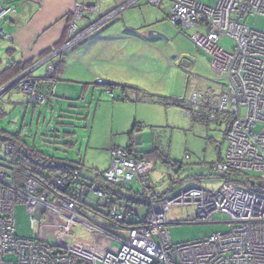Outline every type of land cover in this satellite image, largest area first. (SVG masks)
Segmentation results:
<instances>
[{
	"label": "built area",
	"instance_id": "obj_1",
	"mask_svg": "<svg viewBox=\"0 0 264 264\" xmlns=\"http://www.w3.org/2000/svg\"><path fill=\"white\" fill-rule=\"evenodd\" d=\"M164 1L148 0V3L161 7ZM169 1V20L174 25L183 29L196 26L208 29L206 54L211 60L213 77L223 86V91L219 96L195 92L190 108L194 114L205 109L210 121L217 120L219 115L230 120L226 156L213 167L215 173L227 177L224 185L213 192L193 188L171 199H156L152 184L140 171L138 149L112 148V164L103 175L105 183L125 189L137 181L143 191L150 193L147 217L138 225L124 227L125 238L124 228L113 226L130 219L131 211L122 212L120 203L114 204L109 212L111 226L106 228L90 221L76 201L62 192L73 187L79 172L45 182L28 170L0 163V264H264V194L257 191L264 186V32L247 24L251 18H264V0H209L210 5L197 0ZM85 12L99 13V6L77 5L68 25V42L44 61L48 79L56 74L57 57L92 31L91 28L79 32L78 24ZM17 15L16 7L0 3V25ZM225 38L233 41L231 51L220 47ZM7 40L10 37L0 28V41ZM13 86L29 95L30 104H48V97L37 90L36 80L30 75ZM5 87L0 90V99ZM53 93L54 90L50 96ZM5 149L11 155V145L6 144ZM250 173L261 175L258 182H253L254 188L246 183L250 181ZM82 192H91L99 200L112 198L99 184L88 185ZM19 204L25 206L32 227L47 215L56 216L68 222L63 236L72 227L82 225L96 235L99 244H66L61 240L53 249L35 239L19 237L16 230ZM176 207L194 208L191 219L197 223L211 224L217 215L225 214L229 217L230 230L205 240L175 245L168 230V216ZM114 242L121 245L118 254L111 252Z\"/></svg>",
	"mask_w": 264,
	"mask_h": 264
},
{
	"label": "rangeland",
	"instance_id": "obj_2",
	"mask_svg": "<svg viewBox=\"0 0 264 264\" xmlns=\"http://www.w3.org/2000/svg\"><path fill=\"white\" fill-rule=\"evenodd\" d=\"M109 1H102V10ZM201 2L210 4L208 0ZM166 3L158 7L142 0L134 9L118 16L103 32L106 38L100 59L92 67L106 74L101 81L112 83L111 87L93 84L87 97L83 95L85 84L77 83L76 78L82 77L83 71L78 68L89 62V50L78 45L68 53L67 56H72L68 60L70 69L55 83L57 95L46 106H31L29 97L17 88L4 93L0 109L5 115L1 113L0 129L11 134L20 133L28 144L55 158L58 163L68 162L80 168L82 178H94V170L103 172L110 168L109 149L115 137L117 143L124 139L129 141V135H117L129 128L133 130V125L138 123V134L144 135L141 152L148 155L140 164V171L151 173L155 194L164 199L189 188L211 192L220 189L225 180L212 168L219 154L224 155L227 151L226 124H222L224 119L220 115L216 122H205L202 120L205 109L194 114L190 108L195 92L219 96L223 91V86L210 70L211 60L206 54L207 29L205 31L201 26L183 29L174 25L169 20V4ZM84 16V21L79 22L80 27L89 19L92 24L98 17L94 12H87ZM247 24L264 32V18H251ZM130 29L138 30L143 36L148 32L144 36L147 42L127 40L125 36ZM233 46V41L228 38L220 44L226 51H231ZM46 72L47 65L39 71L43 76ZM70 79L73 81L69 84L63 82ZM59 84L62 86L58 87ZM123 86L127 88L125 94ZM153 147L157 151L152 152ZM161 155L169 157V163H177L176 171L168 168L158 157ZM186 156L191 159L187 160ZM10 158L1 144L0 163L7 165L1 160ZM9 170L13 174V169L9 167ZM260 177L255 173L248 175L250 182H258ZM131 187L132 196L141 191L136 181ZM257 189L264 194V186ZM122 191L129 195L128 191ZM68 193L79 199L82 196L79 186H73ZM105 203L92 193L86 201L96 210L102 209L100 206ZM131 208L138 210L142 218L149 212L146 206L131 204ZM194 213L192 207L171 209L168 230L175 245L205 240L230 230L229 217L225 214L217 215L215 223L209 224L192 221ZM67 227L65 219L50 215L32 227L25 206L19 204L16 207L19 237L35 239L53 249L61 240L66 244L93 242L91 231L82 225L74 226L72 233L63 236ZM122 237L127 235L122 234ZM120 247L119 242H114L111 252L118 254Z\"/></svg>",
	"mask_w": 264,
	"mask_h": 264
},
{
	"label": "crops",
	"instance_id": "obj_3",
	"mask_svg": "<svg viewBox=\"0 0 264 264\" xmlns=\"http://www.w3.org/2000/svg\"><path fill=\"white\" fill-rule=\"evenodd\" d=\"M102 1L103 0H0V3L3 4L5 7H16L17 12H18V15L16 17L8 21H5L0 25V28L4 31V33L10 37V40L0 41V84H1L0 90L4 88L5 86H8L10 83H13L14 81H16L19 77H21L25 73L23 72L17 77L16 76L10 77V73H7L6 71L10 67L15 65L16 63L19 64L20 66L18 69H23V67L31 66L30 68H28V71L32 70V73L30 75L31 78L42 80L46 77V75L43 76L42 74L39 73L40 69L44 67L45 65H47V63L44 62L45 59L47 58L45 55L46 53L53 52L59 49L60 47L66 45V43L68 42L67 29H68L69 22L72 20V16L75 12L77 5H83L87 7L99 6V13H94V14H97L98 17L95 18L92 24H91L90 19L88 22H85L81 27L78 24L79 32L89 30L99 21L106 19V18L113 17L114 15L115 16L107 24L95 30H92L90 34H88L82 41L68 48L64 53L61 54L62 56L60 55L61 59H58L57 57L58 61L61 60L60 65H59V70H58L59 72H58L57 81H60L59 77H61L62 75H66L65 73L66 70L70 69L71 63H69L68 60L72 56L71 55L67 56L68 53L71 52L72 50L74 51L78 47V45H82V46H86L85 48H88L89 50V62L88 64L83 63L81 69L78 68L79 71L82 70L83 72L81 74L82 77L78 76L76 78L77 83L85 84V87L83 89V95H86L87 97L88 93L92 91L91 86L93 84L95 86H104V87L105 86L110 87L111 85H113L112 83L107 82V81H104L103 84H100L99 81L101 80V77H104V76L107 77V76L106 74L104 75L98 72L97 69L92 67L93 64L95 65L96 61L100 59V55L103 49L102 44L106 38L103 32L106 31L109 28V26H111V24H113V22L118 18V16H120L123 12L127 10L134 9L139 4V2H141L142 0H110L106 4L105 8H103V10H102V7H103ZM165 1H167L166 4H169V7H168V10H169L168 16H169L170 9H171V2L169 0H165ZM165 1L163 2L164 4H165ZM197 1L204 4L203 2H201V0H197ZM208 2L211 4L209 0ZM210 4H205V5H210ZM162 6L163 4L161 5V7ZM84 19H85V16L83 15V19L81 22H83ZM203 28H205V31H206L207 28L206 27H203ZM137 31L138 30H135V29L128 30L127 32L128 34L127 36H125L127 40L147 42L144 36L147 35L148 32H145L144 33L145 35L143 36V35H140L141 33H138ZM207 33H208V29H207ZM79 52L80 50L76 51L75 53H79ZM71 81L73 80L71 79L66 80V81L64 80L63 82H65V84H69ZM36 85H37L36 86L37 90L41 92L43 91L44 89L43 87H45L46 84L43 82L37 83L36 81ZM60 86L62 85L59 84L58 87ZM13 88H17V87H13ZM17 89L20 90L19 88ZM52 89L54 91L56 90L55 87ZM10 90L11 89L5 91V93ZM54 94L55 92L53 93L51 97H53ZM26 95L29 97L28 94ZM56 95L57 94H55V96ZM17 105L19 106L21 105V103H17ZM30 105L34 106L32 104ZM2 113L4 114L5 112H2ZM35 113H36V110L34 109V114ZM203 116L208 117V115L205 113L203 114ZM217 120L212 121V122H216ZM224 120H227L228 122V124L225 121H223L222 123V124H226L225 126L226 130H225L224 136H225V141L227 143L226 133L230 126V123H229L230 120L229 119H224ZM136 124L138 123H135L133 125V130H130L129 128V130H124L120 132L119 135H117V136H123V137H125V135L126 136L129 135V141H126V139H124L123 141L117 143L116 142L117 137H115L113 141V145L109 149L110 156H111V149L114 147L121 148V149H134L135 148V149H138L139 154L142 157L141 163L144 161L145 156H148L146 153L141 152V148L143 146L142 140H143L144 135L138 134L139 132L138 128H135ZM153 150H157V149L153 147L152 151ZM225 156H226V153L224 155L219 154L218 161L216 162V164L221 163L223 159L225 158ZM162 157L163 158L161 159L163 161H166V164H167L169 162V157H165L164 155ZM186 159H187V156H186ZM58 164H61V163H58ZM111 164H112V156L110 160V167H111ZM216 164H214L213 167ZM167 165H168V168L170 169L169 164ZM109 169L103 172L94 170L96 174L94 178H82V176L80 175L81 182L86 183V185H92V184L101 185L103 183L107 185L100 176L103 173L107 172ZM142 173L146 176V179L151 183V173L150 172H142ZM219 176L224 179L223 176L221 175ZM138 184L140 185L139 182ZM80 189L82 188L80 187ZM189 189H193V188H189ZM126 191H128L129 195H126L122 191V194L124 195L125 200L123 201L120 200L118 202L122 206V209L120 211L122 212L126 211L128 210V206H130L129 210H131V212L133 213V216L130 219H128V222L131 225L133 224L138 225L142 223V221L147 217V215L145 218L144 217L142 218L141 213L138 210L136 211L132 210L131 204H134V205H138V204L126 201L128 200L127 198L131 200L132 198L135 197V196H132V194H130V192H132V188ZM90 193L91 192H85V193L82 192V196L78 200L84 206L81 209V211L85 214V216L90 221L94 223L97 222L98 224H101V225H106L108 223L105 217V215L108 213V210L105 207L106 203L100 206L102 207L103 210L102 209L95 210L98 212V215L93 214L92 210L94 208L86 204L87 198L89 197ZM171 198L172 197L165 198V199H171ZM138 207L140 206L138 205ZM213 223H215V221ZM125 227L127 228L128 225H125ZM72 228L70 230L71 233H72ZM126 228L122 230L123 231L122 234L124 236L127 235ZM91 233L93 235V238H92L93 242H85L86 244L85 243H81V244L87 245V246H95L96 244H99V242L97 241L96 235L93 232Z\"/></svg>",
	"mask_w": 264,
	"mask_h": 264
},
{
	"label": "trees",
	"instance_id": "obj_4",
	"mask_svg": "<svg viewBox=\"0 0 264 264\" xmlns=\"http://www.w3.org/2000/svg\"><path fill=\"white\" fill-rule=\"evenodd\" d=\"M51 53L52 52L46 53L45 56L47 57ZM61 56H58V59H61ZM60 62H61V60L57 61L56 74L51 79H48L47 77H45L42 80H40V79L38 80V79L35 78L37 83L38 82H43V83L46 84L45 87H43L44 88L43 91H41V92L39 90L38 91L40 93L44 94L45 96H47L49 100L52 98L51 97L52 95L49 96V94L52 93V91H53L52 88H54L55 83L58 80L57 78H58V72H59L58 70H59ZM19 67H20L19 64L16 63L12 67H10L6 72L10 73V77H14V76L17 77L20 74H22L23 72L26 73L28 71V68H30L31 66L30 67L29 66L23 67V69H18ZM0 86H1V84H0ZM13 87H15V86H13ZM12 88H10V89H12ZM126 90H127L126 86H123L122 87L123 94H125ZM54 96H55V94H54ZM141 97L144 98V94H142ZM48 103H49V101H48ZM34 106H37V105H34ZM1 113H2V111L0 109V116H2ZM202 120H204L205 122H210L209 117H207V116L203 117ZM224 121L228 124L227 120H224ZM229 123H230V121H229ZM137 127H138V124L135 125V128H137ZM1 144L4 145V146L6 144H10L12 149H13L11 155H9L11 158L8 161L1 160L3 163H7V165L12 167V168H18L20 170H28L34 176H36L40 180H44L45 182H47L52 177L53 178H67L69 175L74 174V172H79L80 171L79 170L80 168H78L77 166L73 165L72 163L58 164V162H57L58 160H56L55 158L50 157L47 154L43 153L42 151H40L35 146H32V145L28 144L26 139L23 138L20 133L11 134V133H8V132L0 129V145ZM155 151H157V150H153L152 152H155ZM139 156H140V159H142L140 154H139ZM159 158H163L162 155L159 156ZM164 162L166 163V161H164ZM167 164H169V167H170V169L172 171H175L177 163H175V162L174 163L173 162L169 163L168 162ZM172 165H174L173 168H172ZM103 175H104V173L100 176L102 179H103ZM224 179H227V177H224ZM241 180L245 181L246 179L242 178ZM246 183H248L247 186H249L250 188H254V186H252L253 182H250V181L247 180ZM73 186H79L82 189L88 187V185H86V183L81 182L80 173H79V179L76 180V182L73 184ZM100 186L104 190L109 192L111 194V196H112L111 199L105 200L106 201L105 207L108 210V213L105 215V217H106L108 223L106 225H103V227L108 228V227L111 226L110 222H109V212L112 209V206L114 204L118 203L120 200L121 201L125 200L124 195L122 194V190H130L132 187L130 186L129 188H125L124 189V188L113 187V186H110V185H105L104 183L101 184ZM70 189L71 188H69L67 190H64L62 192L64 194L68 195L72 200L76 201V203L78 204V207L80 209H82L84 206H83L82 203H80L78 201L79 198L77 199L76 197H72V196L69 195L68 192H69ZM147 194H149V196H150L149 192L143 191L141 189L140 192L135 194L134 198H132L131 200L129 198H127L128 200H126V201L127 202H133L135 204H138L139 206L149 207L150 197L147 196ZM152 195L156 199H161L162 200V198H161V196L159 194H155L153 192ZM129 209H130V206H128V210ZM95 210L96 209H93L92 213L95 214V215H98V212L95 211ZM129 211H131V210H129ZM125 225L131 226V224L128 222V220L125 223H123V224L116 225L117 227L113 226V225L112 226H113L114 229H118L119 226L124 228ZM133 225H136V224H133Z\"/></svg>",
	"mask_w": 264,
	"mask_h": 264
},
{
	"label": "water",
	"instance_id": "obj_5",
	"mask_svg": "<svg viewBox=\"0 0 264 264\" xmlns=\"http://www.w3.org/2000/svg\"><path fill=\"white\" fill-rule=\"evenodd\" d=\"M114 17H111V18H108V19H106V20H104L103 22H101V23H97V24H95L93 27H92V30H95V29H97V28H99V27H102V26H104L105 24H107L111 19H113ZM152 33H150L149 35H151ZM31 73H32V70H29V71H27L26 73H24V75H22L21 77H19L16 81H14L13 83H10L8 86H6L5 87V91L6 90H9L10 88H12V86L14 85V83H16V82H18L20 79H22V78H24V77H26V76H28V75H31ZM253 185H255L254 183H253ZM258 186H260L261 184L260 183H258L257 184Z\"/></svg>",
	"mask_w": 264,
	"mask_h": 264
},
{
	"label": "clouds",
	"instance_id": "obj_6",
	"mask_svg": "<svg viewBox=\"0 0 264 264\" xmlns=\"http://www.w3.org/2000/svg\"><path fill=\"white\" fill-rule=\"evenodd\" d=\"M100 22V21H99ZM13 87V86H12ZM7 91V90H6Z\"/></svg>",
	"mask_w": 264,
	"mask_h": 264
}]
</instances>
